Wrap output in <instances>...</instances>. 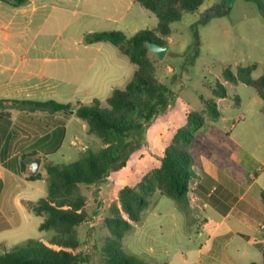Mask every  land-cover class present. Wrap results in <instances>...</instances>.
Listing matches in <instances>:
<instances>
[{"label": "rangeland", "instance_id": "374dc122", "mask_svg": "<svg viewBox=\"0 0 264 264\" xmlns=\"http://www.w3.org/2000/svg\"><path fill=\"white\" fill-rule=\"evenodd\" d=\"M221 1H224V9L214 8ZM74 3L47 36L54 48H41L39 52L41 57L55 58L44 65L54 64L58 68L55 80L50 81L55 92L50 99L70 107L79 103L92 105L97 99L99 109H105V98L112 88H122L136 67L110 42L87 43L85 37L90 32L110 30L122 31L130 37L136 31L153 29L158 18L136 0H77ZM169 26L170 41L162 37L167 45L163 57L157 58L150 50L147 52L156 79L170 90L166 107L141 129V143L138 147L137 140L132 143L136 148L129 153L124 166L109 168L107 176L95 185L79 187V193L85 197L84 220L75 227L78 246L74 252L89 256L85 264H104L103 246L107 242H112L123 253L135 255L143 264H185L188 254L184 251L186 239L182 229L172 235L164 226L146 227L147 235L128 230L118 246L105 222L111 216V208L118 205L120 185L126 182L133 186L140 173L152 169L153 162L160 156V140H168L171 127L182 122L184 108L199 111L205 117L204 125L195 132L190 144L185 145L191 156H264L261 99L252 86L242 82L232 84L222 77L225 67L236 73L238 66L253 65L250 73L253 79L264 71V0H203L197 10L183 13ZM34 31L30 29L23 35L25 45L37 35ZM43 35L41 31L34 40L42 42ZM65 43L69 48L63 50ZM195 51L197 55L190 64ZM64 65L76 68L70 82L64 80L60 71ZM215 80L224 84L227 94L215 98L221 116L211 119L205 113L200 96H211L209 86ZM38 116L45 118L42 111ZM53 118L64 119V126L32 139V148L47 153L46 165L67 169L83 156L85 149L96 150L101 146L100 139L88 133L85 123L75 114L56 112L50 120ZM43 167L45 178L27 182L38 189L33 192L34 199L46 195L48 179L45 164ZM160 198L162 202L157 207L162 210L176 203L165 196ZM44 216L32 212L28 223L16 229L15 245L28 239L48 242L54 231L38 228ZM262 258L261 251L253 246L243 257V263L258 262Z\"/></svg>", "mask_w": 264, "mask_h": 264}, {"label": "trees", "instance_id": "16d2710c", "mask_svg": "<svg viewBox=\"0 0 264 264\" xmlns=\"http://www.w3.org/2000/svg\"><path fill=\"white\" fill-rule=\"evenodd\" d=\"M20 4L24 0H11ZM147 10L155 14L158 21L151 30L136 31L126 37L122 31H94L86 37L87 43L108 41L117 47L121 54L135 65L132 76L122 88H113L105 98L106 108L99 109L100 101L94 100L92 105L79 104L70 107L69 104L54 99L42 101L12 100L18 108L61 112L79 117L86 125L88 133L96 135L101 146L96 150L85 149L83 156L71 163L67 169L48 164L45 173L48 179L46 195L35 202L26 201V206L35 214H45L39 223L40 230H53L54 234L48 242L28 239L25 243L14 245L0 253V264H85L89 260L87 254L74 252L78 246L76 226L84 220L83 205L85 197L79 193L81 185H95L107 176L109 168L124 166L129 153L141 143L140 131L150 119L166 107L167 95L170 90L167 85L158 81L153 72V66L147 57L146 41L165 44L162 37L170 33V23L177 21L185 12L198 9L203 0H136ZM223 7L224 1L214 8ZM197 55L194 52L191 57ZM253 65L238 66L236 73L229 67L222 70V77L232 84L242 82L252 86L262 101L264 110V71L256 79L251 78ZM211 96H200L205 113L211 119H217L221 112L217 108L215 98L225 97L226 87L215 80L209 86ZM2 102V100H0ZM185 123L176 128L171 127V139L163 147L159 163L147 172L140 174L135 185L122 183L118 189V205L111 208V216L105 219L106 226L120 245L119 240L131 229L130 222L140 219L141 212L148 205V198L153 192L176 202L179 207L187 205V185L192 179V156L185 149L190 144L195 132L205 122L203 113L185 108ZM64 119H55L38 125V131L44 133L56 125H62ZM136 147H132L134 141ZM30 152L21 155L20 170H26V157L35 155ZM42 177L39 171L28 174L27 180ZM264 236V233H263ZM104 264H143L135 255L118 250L112 242L104 246Z\"/></svg>", "mask_w": 264, "mask_h": 264}, {"label": "crops", "instance_id": "0c3cea01", "mask_svg": "<svg viewBox=\"0 0 264 264\" xmlns=\"http://www.w3.org/2000/svg\"><path fill=\"white\" fill-rule=\"evenodd\" d=\"M76 1L24 0L15 4L0 0V253L16 244V229L30 219L33 211L25 202L43 197H32L38 189L27 184L32 180L26 179L32 173L30 162L36 156L40 157L37 171L45 178L43 165L46 166L47 153L32 148V139L65 123L64 120L62 125L40 133L38 125L51 122L53 113L42 111V119L39 110L18 108L12 100L42 101L41 97L50 99L55 95L50 81L55 80L58 68L54 64L44 65L55 58L41 57L39 52L41 48H54L47 36ZM30 29H35L37 35L25 45L23 35ZM41 31L42 42L34 40ZM166 39L170 41L168 36ZM62 48L66 50L69 45L65 43ZM75 70L72 65L60 69L67 82ZM184 110L182 122L174 128L185 123ZM171 134L172 131L168 140H160L159 155ZM33 151L36 154L26 157V170L22 172L21 155ZM157 157L152 168L159 163L160 156ZM191 169L197 185L192 195L187 194V205L181 208L174 203L168 210L159 209L162 196L153 192L140 219L130 222V230L147 235L146 227L164 226L172 235L182 229L186 239L184 251L188 254L185 264H244L243 257L253 246L258 247L263 258L249 264H264V156H192Z\"/></svg>", "mask_w": 264, "mask_h": 264}, {"label": "water", "instance_id": "95a60500", "mask_svg": "<svg viewBox=\"0 0 264 264\" xmlns=\"http://www.w3.org/2000/svg\"><path fill=\"white\" fill-rule=\"evenodd\" d=\"M145 44H146L147 49L150 50L151 52H153L157 56V58L163 57V55L167 49L165 44H159V43H156L153 41H146ZM69 112L73 113V110H69ZM39 162H40L39 156H36L31 160L30 171L32 173L37 171Z\"/></svg>", "mask_w": 264, "mask_h": 264}, {"label": "built area", "instance_id": "2783aa9c", "mask_svg": "<svg viewBox=\"0 0 264 264\" xmlns=\"http://www.w3.org/2000/svg\"><path fill=\"white\" fill-rule=\"evenodd\" d=\"M197 185V178L193 177L192 179L189 180L188 185H187V194L192 195L194 188ZM262 250L264 251V244L262 245Z\"/></svg>", "mask_w": 264, "mask_h": 264}]
</instances>
